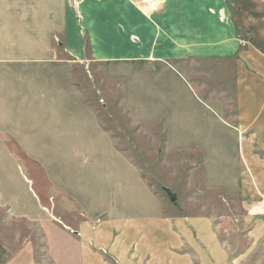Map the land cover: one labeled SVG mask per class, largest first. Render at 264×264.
I'll list each match as a JSON object with an SVG mask.
<instances>
[{"label": "crops", "instance_id": "1", "mask_svg": "<svg viewBox=\"0 0 264 264\" xmlns=\"http://www.w3.org/2000/svg\"><path fill=\"white\" fill-rule=\"evenodd\" d=\"M139 2L0 0V163L5 155L14 162L17 149L49 187L45 200L21 171L29 205L2 172V204L36 222L52 264H240L211 217L170 215L117 150L74 74L98 67L121 86L133 126L159 127L168 155H197L202 189L241 202L256 245L264 239V216L255 212L264 202V29L255 13L237 17L236 0H155L152 13ZM237 31L250 38L244 49ZM227 60L235 69L232 122L181 67ZM66 206L80 218L63 221Z\"/></svg>", "mask_w": 264, "mask_h": 264}, {"label": "rangeland", "instance_id": "2", "mask_svg": "<svg viewBox=\"0 0 264 264\" xmlns=\"http://www.w3.org/2000/svg\"><path fill=\"white\" fill-rule=\"evenodd\" d=\"M29 1V0H27ZM155 0H140L138 7L145 8L146 12H155L148 7L149 2ZM156 6L158 7V3ZM154 7V5H150ZM155 7V8H157ZM246 10H244V8ZM232 9H235L233 6ZM237 17L242 18L245 12L248 15L256 14V21L264 29V0H236ZM233 14L234 11L232 10ZM241 49L249 44L248 34L242 36L237 31ZM242 38V39H241ZM86 48V56L90 58ZM90 60V59H89ZM188 80L195 83L201 94L212 95L222 103L223 113L228 115L227 120L232 122L234 107L231 91H233V77L235 75L232 61L186 62L181 66ZM74 81L97 113L101 126L109 133L117 150L131 160L142 174L143 178L164 197L165 203L170 206V215H206L211 217L215 234L225 243L224 250L236 258L240 264H264V239L254 245L251 237V226L247 222V213L238 199L223 200L218 196L205 192L201 186L200 165L195 154H167L163 147L162 133L159 127H135L131 124L127 111L123 107L121 86L106 82L102 71L90 65L88 68H77ZM15 157L12 162L5 155L6 164L0 163V264H52V260L45 251L43 242L44 233L37 228L36 222H28L11 216L7 207L2 204L4 189L3 173L9 174L17 196L22 202L30 203L23 185H19L21 171L31 179L35 192L42 198H47L48 186L37 164L31 162L17 149L10 150ZM0 158H3L2 151ZM3 168V170H2ZM15 172L17 174H15ZM20 175V176H19ZM22 181V180H21ZM23 183V182H22ZM193 186H196L193 194ZM34 190V189H33ZM165 190L176 199L169 202ZM33 200V199H32ZM61 202L53 200V203ZM255 212L257 217L264 216V202L258 204ZM63 207V205H62ZM58 214L62 220H77L78 212H70L69 206L65 213ZM221 226H223L221 228ZM252 239V240H251Z\"/></svg>", "mask_w": 264, "mask_h": 264}, {"label": "water", "instance_id": "3", "mask_svg": "<svg viewBox=\"0 0 264 264\" xmlns=\"http://www.w3.org/2000/svg\"><path fill=\"white\" fill-rule=\"evenodd\" d=\"M165 193L167 195L169 202L174 203L176 201L175 197L169 191L165 190Z\"/></svg>", "mask_w": 264, "mask_h": 264}, {"label": "bare ground", "instance_id": "4", "mask_svg": "<svg viewBox=\"0 0 264 264\" xmlns=\"http://www.w3.org/2000/svg\"><path fill=\"white\" fill-rule=\"evenodd\" d=\"M151 2H153V1H151ZM150 5H154V4H152V3H149Z\"/></svg>", "mask_w": 264, "mask_h": 264}, {"label": "built area", "instance_id": "5", "mask_svg": "<svg viewBox=\"0 0 264 264\" xmlns=\"http://www.w3.org/2000/svg\"><path fill=\"white\" fill-rule=\"evenodd\" d=\"M149 1V0H148Z\"/></svg>", "mask_w": 264, "mask_h": 264}]
</instances>
